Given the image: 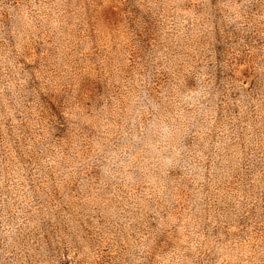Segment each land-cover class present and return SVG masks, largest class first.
I'll return each instance as SVG.
<instances>
[{"label":"rangeland","instance_id":"obj_1","mask_svg":"<svg viewBox=\"0 0 264 264\" xmlns=\"http://www.w3.org/2000/svg\"><path fill=\"white\" fill-rule=\"evenodd\" d=\"M0 264H264V0H0Z\"/></svg>","mask_w":264,"mask_h":264}]
</instances>
